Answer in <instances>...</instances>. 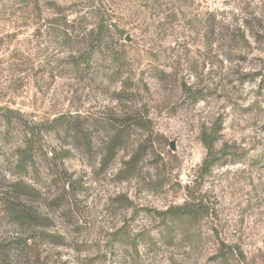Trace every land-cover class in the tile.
<instances>
[{
    "label": "rangeland",
    "instance_id": "1",
    "mask_svg": "<svg viewBox=\"0 0 264 264\" xmlns=\"http://www.w3.org/2000/svg\"><path fill=\"white\" fill-rule=\"evenodd\" d=\"M5 108L0 264H264V0H0Z\"/></svg>",
    "mask_w": 264,
    "mask_h": 264
},
{
    "label": "trees",
    "instance_id": "2",
    "mask_svg": "<svg viewBox=\"0 0 264 264\" xmlns=\"http://www.w3.org/2000/svg\"><path fill=\"white\" fill-rule=\"evenodd\" d=\"M53 7V21H57L58 18H62L63 20H67V16L62 17V13L64 10L61 9V7L57 6L56 4H51ZM92 17H94V14L91 13ZM96 21V20H95ZM105 21L103 17L98 18V20L95 22V28L91 32V36L93 37L92 41L99 40L100 37L104 35L102 32L103 25H105ZM0 118L4 122L6 126H11L13 124L17 126H21L19 119V113L11 110V109H3L2 113L0 114ZM62 125H66V128L64 130L70 132L74 131L77 135V137H81L82 135L81 131H78L70 125V123L66 120H64L63 117H59L56 119H53L50 123L45 124V126L41 127L39 131L42 133H49L52 131H57L58 127H61ZM30 135H33V131L30 132ZM83 139H85L86 146H89V139L83 135ZM203 145L206 149V159L203 163L204 169H208L209 167L213 166L218 158L215 156L213 151V145H214V138L211 135L203 136ZM112 148H115V146H112ZM16 155H17V162H16V169L21 172L22 174H27L31 170H36L35 168V160H34V146L30 139H27L22 147H19L16 149ZM34 195L33 189L24 186L21 183H16L12 185L11 191L5 195L4 201L7 205V209L9 212V215L11 216L12 220L14 221H25L30 223H38L40 220H38V217L35 215L34 211L30 208L24 207L23 205L17 203L14 201V197L16 196H28L32 197ZM181 214L188 213L185 208L180 209ZM179 215V214H178ZM44 224V222L42 223ZM45 225V224H44Z\"/></svg>",
    "mask_w": 264,
    "mask_h": 264
},
{
    "label": "water",
    "instance_id": "3",
    "mask_svg": "<svg viewBox=\"0 0 264 264\" xmlns=\"http://www.w3.org/2000/svg\"><path fill=\"white\" fill-rule=\"evenodd\" d=\"M172 147V146H171Z\"/></svg>",
    "mask_w": 264,
    "mask_h": 264
}]
</instances>
